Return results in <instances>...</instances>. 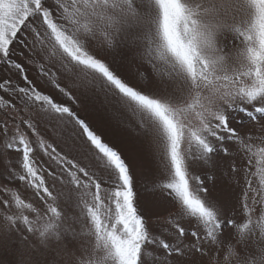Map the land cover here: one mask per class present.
<instances>
[{
    "label": "snow or ice",
    "instance_id": "obj_1",
    "mask_svg": "<svg viewBox=\"0 0 264 264\" xmlns=\"http://www.w3.org/2000/svg\"><path fill=\"white\" fill-rule=\"evenodd\" d=\"M0 264H264V0H0Z\"/></svg>",
    "mask_w": 264,
    "mask_h": 264
}]
</instances>
